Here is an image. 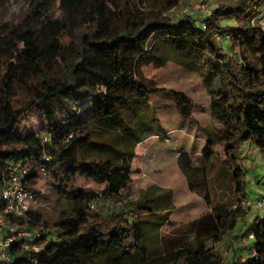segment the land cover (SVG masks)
<instances>
[{
  "label": "trees",
  "instance_id": "1",
  "mask_svg": "<svg viewBox=\"0 0 264 264\" xmlns=\"http://www.w3.org/2000/svg\"><path fill=\"white\" fill-rule=\"evenodd\" d=\"M12 1L19 0H0V11ZM23 1L27 7L15 20L0 19V189L10 178L8 167L22 165L28 190L40 195L35 187L47 176L67 209L53 222L33 210L13 219L42 232L34 242L39 252L24 249V241L12 247L13 264H264L263 215L249 230L253 242L245 262H226L218 249L251 211L243 205L249 201L242 146L264 152V0H223L204 20L169 16L184 0ZM215 34L228 36V51ZM161 43L180 55L212 60L222 92L211 107L225 124L218 140L233 191L232 200L212 205L206 169L194 168L189 155L181 154L189 189L210 211L150 258L140 216L151 212L145 197L120 208L114 204L131 186L134 151L128 146L141 137L124 112L143 108L163 91L145 83L141 73ZM172 93L180 114L192 117V99ZM54 101L64 109L58 111ZM36 109L44 110L49 123L38 132H21L23 118ZM98 129L125 135L127 145L107 144ZM89 149L107 156L88 157ZM80 178L103 188L82 190Z\"/></svg>",
  "mask_w": 264,
  "mask_h": 264
},
{
  "label": "rangeland",
  "instance_id": "2",
  "mask_svg": "<svg viewBox=\"0 0 264 264\" xmlns=\"http://www.w3.org/2000/svg\"><path fill=\"white\" fill-rule=\"evenodd\" d=\"M206 0H184L182 4L169 12L174 20L196 14L204 20V13L195 9L197 4ZM223 0H216L209 5L213 11ZM231 1V0H229ZM27 7L25 1H12L0 11V19L12 21ZM60 11L55 9V16ZM228 51V43L223 42ZM159 51L152 55L150 62L142 67V80L150 87L163 91L148 98L147 104L137 111L124 112V117L132 122L141 132L143 140L132 146V183L125 192L123 200L114 204L122 207L129 201L144 198V206L151 212L141 214L144 229L146 255L156 258L165 251L166 240L182 235L185 226L210 211V206L196 192L189 189L187 178L180 166L181 154H188L196 169L205 168L208 176L212 205L232 200L233 184L231 170L225 161L222 143L218 140L219 131L225 127L223 119L212 111V98L221 97V84L212 60L206 55L189 53L180 55L170 43H161ZM172 91L181 92L193 101V114L190 119H183L176 108ZM54 106L64 109L60 101ZM50 117L42 109H36L25 116L20 130L23 133L41 131ZM100 130V129H98ZM97 130V131H98ZM107 144L117 147L127 145L125 135L117 131H101ZM121 151V150H120ZM207 152H212L210 161L205 160ZM127 153V150H122ZM88 157H106L99 150L89 149ZM242 156L247 168L246 193L252 205L245 220L241 221L233 236L219 246L226 262L232 257L238 263L245 262L251 255L250 244L241 245V239L249 236V230L257 216H264V209L259 210L257 202L264 198V152L248 144L242 146ZM78 187L82 190L100 192L103 188L93 181L79 179ZM40 195L31 201L30 210L39 212L45 220L55 221L61 212L67 209L66 203L52 189L50 179L41 176L35 187ZM247 203H243L245 206ZM102 208L107 209L105 206ZM253 242V239L251 240ZM103 264V262L101 263Z\"/></svg>",
  "mask_w": 264,
  "mask_h": 264
},
{
  "label": "built area",
  "instance_id": "3",
  "mask_svg": "<svg viewBox=\"0 0 264 264\" xmlns=\"http://www.w3.org/2000/svg\"><path fill=\"white\" fill-rule=\"evenodd\" d=\"M216 0H206L201 4H197L195 9L204 13V18L210 14L209 5ZM264 16V11L261 14ZM204 23V22H203ZM217 41L223 42L228 38L227 35L215 34ZM9 179L4 180L0 189V264H13L12 247L18 242L24 241L23 248L28 251L39 252L40 247L34 242L41 236L42 232L38 229H28L24 225H17L13 219L24 216L30 210V202L35 201L38 195L25 187L24 179L27 170L22 165L9 166ZM245 206L252 205L247 202ZM256 207L259 210L264 209V198L257 202ZM252 235L248 238L241 239V245L250 244Z\"/></svg>",
  "mask_w": 264,
  "mask_h": 264
},
{
  "label": "crops",
  "instance_id": "4",
  "mask_svg": "<svg viewBox=\"0 0 264 264\" xmlns=\"http://www.w3.org/2000/svg\"><path fill=\"white\" fill-rule=\"evenodd\" d=\"M176 108H177V104H176ZM177 111H178V113H179V115L183 118V119H190V118H185V117H183L181 114H180V112H179V110H178V108H177ZM137 131H139L140 133L141 132H144V133H146V131H145V129L144 128H141V130H138L137 129ZM143 136V135H142ZM140 137V139H139V141L137 142V144H139L142 140H143V137ZM208 213V212H207ZM206 214V213H205Z\"/></svg>",
  "mask_w": 264,
  "mask_h": 264
}]
</instances>
